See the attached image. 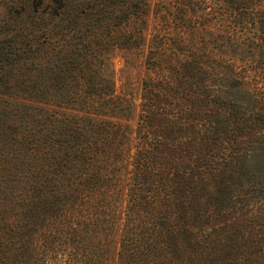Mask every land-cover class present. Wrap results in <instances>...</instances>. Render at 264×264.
<instances>
[{
    "label": "trees",
    "instance_id": "obj_1",
    "mask_svg": "<svg viewBox=\"0 0 264 264\" xmlns=\"http://www.w3.org/2000/svg\"><path fill=\"white\" fill-rule=\"evenodd\" d=\"M222 1L232 8L236 3ZM126 5L128 0L0 3V264H26L25 255H33L36 261V256L58 253L73 259L86 254L92 264L96 262L93 235L103 226L88 228L77 217L82 205L90 201L94 215L104 216L105 224L112 221L116 174L121 168L120 126L106 119L115 116L108 113L115 110L110 105L114 101L98 92L101 80L94 72L96 65L86 57L93 54L92 47L103 45L109 32L120 43L126 40L123 31H117L121 21L112 24L107 19L113 10ZM95 20L102 21L105 28L97 29L92 24ZM130 22L133 20L126 21ZM89 40L93 42L88 47ZM83 51L91 53L84 55ZM169 63V70L189 78L188 89L176 90L171 75L161 87L172 90V96L164 98L152 90L147 97L142 120L156 123L148 126L151 138L143 145V155L153 157L133 164L120 257L139 264H239L225 263L227 255L220 254L218 244L222 238L216 236L218 231L235 229L244 217L243 208L233 194L235 183L215 178L231 167L229 162L238 166L249 161L250 179L259 180L253 194H264V181L260 180L264 169L256 159L259 154L249 160L250 155L243 151L247 156L239 158L235 154L240 151L229 147L251 138L261 142L258 151H264V92L251 90L245 78L232 77L226 80L230 81L225 86L228 91H223L209 83L217 76L224 77L222 80L227 76L196 62L170 63V68ZM149 86L145 84V88ZM174 89L182 99L173 100ZM233 90L246 92L251 103L234 97ZM69 91L73 98L62 96ZM56 92L60 95L54 97ZM40 94L50 96L45 101L60 99L59 106L70 107L73 102L75 107L84 101L90 115L71 113L62 119L55 113L56 124H50L53 115L47 104L32 115L27 108ZM193 100L202 102L203 115L192 114ZM18 122L21 127L11 128ZM253 125L259 127L258 137L245 132L255 129ZM250 147L252 153L254 146ZM241 175H245L244 169ZM204 201L209 204L202 213V205L207 206ZM256 211L259 226L264 208ZM260 224L258 230L264 234V223ZM246 232L242 235L248 238ZM261 250L257 254H262L260 264H264ZM247 261L248 257L241 263Z\"/></svg>",
    "mask_w": 264,
    "mask_h": 264
},
{
    "label": "rangeland",
    "instance_id": "obj_2",
    "mask_svg": "<svg viewBox=\"0 0 264 264\" xmlns=\"http://www.w3.org/2000/svg\"><path fill=\"white\" fill-rule=\"evenodd\" d=\"M235 1L232 8L231 4L225 5L222 0H128L129 5L119 6L107 15L108 22L114 21L111 22L112 24L121 21L120 28L118 26L116 30L123 31L126 40L120 43L119 39L112 37L109 32V36L104 37L101 47L96 45L92 47L93 54L89 55L91 52L83 51L84 55H89L86 58L96 65L97 71H93L101 80L98 92L101 91L102 96L114 101L110 102V105L115 106V110L112 111L114 114L111 112L112 109L108 113L115 116H108L106 119L120 126L118 146L121 168L116 174L118 186L112 221L105 224L103 223L104 216L94 215V205L90 201L82 205L80 218L77 217V221L88 225V228L92 224H97L98 227L103 226L93 235L95 245L92 249L95 251L96 247V253H98V257L95 258L96 262L93 264H139L129 257L121 258L119 251L121 232L125 226L124 217L129 205L127 193L133 164L135 165V160L153 157V154L143 155L146 148L143 145L151 138L148 126L156 123L152 120L150 123L142 120L143 116L145 119V111H147L145 103L152 90H157L155 94L163 97L172 96V90L167 91L165 87H161L162 82H167L171 75L176 79L175 89L180 92L185 91L189 82V78H186L183 73H176L175 69L169 70L166 63L170 61L172 65H176L178 62H196L199 66L210 68L213 72L227 76L225 80H222L224 77L217 76L209 83L215 87L219 85L223 91H228L225 89L230 81L226 80L232 77L231 80L245 78L248 85L252 86L251 90L259 89L264 92V0ZM0 3H5V0H0ZM127 20H133V22L126 23ZM92 24L97 29L105 28L100 20H95ZM86 38L88 39L89 36ZM91 42L93 40H89L85 45L89 47L92 45ZM84 49L87 48L84 47ZM158 82L160 87L152 88L151 85ZM147 83H150L149 88H145ZM175 89L173 100L182 99L181 94H178ZM232 94L246 101L241 102L248 105L251 103L250 96L244 91L233 90ZM59 95L60 93L56 92L54 97ZM62 96L67 99L75 95L69 91L67 95ZM47 97L50 96L41 94L37 96L35 98L37 100L27 106L29 113L32 115L35 109L37 111L38 108L47 104L46 107L52 111L53 115L50 124H56L55 113H59L60 118L71 113L90 115L87 113L88 108L84 101L79 102L75 107H73V102H69L70 107H68L59 106L57 102L60 99L45 101ZM193 104L192 114L197 112L199 116L203 115L200 106L202 102L193 100ZM195 106L199 108L197 111ZM244 110L249 111L247 107ZM89 111L93 112L92 109ZM17 127H21L20 122L11 128ZM253 128L255 129L246 128L245 132L250 131L249 133L258 137L256 133L259 127L253 125ZM239 143L229 146L240 151L235 155L242 158L247 156L245 152L250 155L248 159H251L252 155L256 158L259 154L256 158L257 164L259 163L260 169L263 170L264 151H258L261 142L248 138L247 142L243 139V142ZM249 145L254 146L252 153ZM248 162L238 166L236 163L229 162L228 164H232L231 167L226 171L224 168L225 172L220 176L216 175L215 178L216 180L223 178L227 184L235 183L233 194L239 197L240 207L244 212V217L235 229L231 232L218 231L216 236L218 239L222 238L218 244L221 245L220 254L227 255L225 263L230 261L242 264L241 262H245L248 257L247 264H260L262 254L257 253L261 249L264 253V234L258 230L261 227L260 223H264V219H260L259 226H256L258 222L255 217L257 212L259 213L256 210L264 208V194L255 192L257 196L255 198L253 194L255 182L259 180L250 179L253 173L251 174L252 168L247 166ZM242 168L245 175H241ZM147 179L152 180L148 175ZM260 180L264 181V174L263 179ZM208 186L212 189V186L209 184ZM243 192H247V195H243ZM249 201L250 206H248ZM204 203L207 206L202 205V213L206 212L209 204L208 201ZM38 220L43 222L41 219ZM245 231L248 233V238L242 235ZM256 236L259 240L254 241ZM47 238L49 239L50 235H47ZM36 258L38 260L35 261L33 255H25L28 261L26 264H92L86 254L80 255L79 259L61 257L59 253L52 257L36 256Z\"/></svg>",
    "mask_w": 264,
    "mask_h": 264
}]
</instances>
